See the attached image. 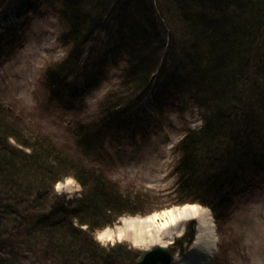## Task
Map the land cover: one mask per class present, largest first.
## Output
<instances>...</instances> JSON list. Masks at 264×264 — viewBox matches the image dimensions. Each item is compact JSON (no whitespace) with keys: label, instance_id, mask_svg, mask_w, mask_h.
Returning a JSON list of instances; mask_svg holds the SVG:
<instances>
[{"label":"trees","instance_id":"16d2710c","mask_svg":"<svg viewBox=\"0 0 264 264\" xmlns=\"http://www.w3.org/2000/svg\"><path fill=\"white\" fill-rule=\"evenodd\" d=\"M37 14L58 19L66 49L42 78L47 107L78 120L73 146L62 148L27 134L0 104V264L137 261L134 248L103 246L95 234L148 214L161 197L124 194L106 167L172 114L197 111L201 125L174 148L171 206L207 208L219 230L237 199L264 185V0H0V65ZM113 79L96 113L79 117ZM68 178L79 196L56 192ZM195 227L189 221L170 251L187 252Z\"/></svg>","mask_w":264,"mask_h":264},{"label":"rangeland","instance_id":"374dc122","mask_svg":"<svg viewBox=\"0 0 264 264\" xmlns=\"http://www.w3.org/2000/svg\"><path fill=\"white\" fill-rule=\"evenodd\" d=\"M60 32V22L52 15L37 14L33 18L26 31L24 45L0 65V104L11 117L20 120L27 134L48 136L60 147L69 148L73 146L70 129L77 116L48 108L47 96L42 88L46 69L66 56V49L58 41ZM114 82V79L106 82L91 94L86 100V111L79 117L94 115L98 101L114 88ZM200 125L197 111L172 114L160 132L138 146L113 154L110 165L106 167L110 180L126 195L161 197V202L148 207L145 210H150L148 214L121 217L112 227L97 232L95 239L101 245L127 244L138 251L140 257L158 246L170 248L171 243L183 235L186 224L192 220L198 224V219L191 218L192 213H187L176 222L160 228V221L153 224L158 227H150L152 223L147 218L195 205L199 207L197 213L205 217L202 224L205 241L214 239V249L208 252L209 256L204 260L202 248L189 253L188 247L184 254H175L174 264H207L216 254L220 256L221 264H264V185L241 195L219 230L210 210L211 218L207 222L204 207L197 204L171 206L166 201L175 187L176 178L172 170L179 155L174 148L187 128L195 129ZM55 190L58 194L73 198L80 195L81 186L73 178H68L57 183ZM102 232H106V236L99 239Z\"/></svg>","mask_w":264,"mask_h":264},{"label":"bare ground","instance_id":"6f19581e","mask_svg":"<svg viewBox=\"0 0 264 264\" xmlns=\"http://www.w3.org/2000/svg\"><path fill=\"white\" fill-rule=\"evenodd\" d=\"M198 210L199 207L195 205L181 207L170 212L162 213L160 215L150 216V218H147V221L152 223L149 225L150 227H158L157 225L154 226L153 224H156V222L160 221L159 226L160 228H162L164 226L169 225V223L176 222V220L178 218H181L182 215H185L187 213H192L191 218L198 219V225H197L195 241L190 247L189 253H192L193 251L197 250V248H202L203 251L202 255L205 260L209 256L208 252H211L214 249L215 241H213L214 239H211L208 242L205 241L206 236L204 235L205 233L202 232V227H203L202 224L204 223L205 217L203 218L202 217L203 215L200 216V214L197 213ZM205 212H206V217L208 219L207 222H209L211 218L209 209L205 208ZM175 213L178 215H175ZM104 236H106V232L100 233L98 238L103 239Z\"/></svg>","mask_w":264,"mask_h":264},{"label":"water","instance_id":"95a60500","mask_svg":"<svg viewBox=\"0 0 264 264\" xmlns=\"http://www.w3.org/2000/svg\"><path fill=\"white\" fill-rule=\"evenodd\" d=\"M174 257L175 255L169 250V248L158 246L149 251L144 252L137 261L131 264H173Z\"/></svg>","mask_w":264,"mask_h":264}]
</instances>
